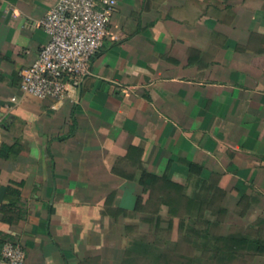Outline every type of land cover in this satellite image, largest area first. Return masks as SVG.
Here are the masks:
<instances>
[{
	"label": "crops",
	"instance_id": "crops-1",
	"mask_svg": "<svg viewBox=\"0 0 264 264\" xmlns=\"http://www.w3.org/2000/svg\"><path fill=\"white\" fill-rule=\"evenodd\" d=\"M56 2L0 0V250L142 264L200 189L264 219V0H115L57 108L19 87Z\"/></svg>",
	"mask_w": 264,
	"mask_h": 264
},
{
	"label": "built area",
	"instance_id": "built-area-1",
	"mask_svg": "<svg viewBox=\"0 0 264 264\" xmlns=\"http://www.w3.org/2000/svg\"><path fill=\"white\" fill-rule=\"evenodd\" d=\"M57 0L39 19L48 40L31 65L21 71L20 90L61 106L67 79L77 83L88 73L90 57L103 45L115 0ZM25 251L12 240L0 250V264H23Z\"/></svg>",
	"mask_w": 264,
	"mask_h": 264
},
{
	"label": "rangeland",
	"instance_id": "rangeland-1",
	"mask_svg": "<svg viewBox=\"0 0 264 264\" xmlns=\"http://www.w3.org/2000/svg\"><path fill=\"white\" fill-rule=\"evenodd\" d=\"M200 190L195 197L194 211L191 215L188 216L185 212L186 203L182 202L176 207V216L179 219L176 217L175 221L178 223V230L174 240L171 239L168 230L167 246L158 248L162 252L160 264H175L169 260L171 255L187 257L191 264H219L213 256V250L221 244L215 238L228 233L264 239L262 217L258 215L254 218L256 213L248 215L242 203L235 204L232 196L222 190L212 189L208 192L205 189ZM241 252L242 255L233 261L225 260L222 264H264V254L250 255L249 252ZM155 260L153 257L142 264H156Z\"/></svg>",
	"mask_w": 264,
	"mask_h": 264
},
{
	"label": "trees",
	"instance_id": "trees-1",
	"mask_svg": "<svg viewBox=\"0 0 264 264\" xmlns=\"http://www.w3.org/2000/svg\"><path fill=\"white\" fill-rule=\"evenodd\" d=\"M194 202L195 197L189 198L185 204L184 209L188 216L194 211ZM176 211V208H169L170 214H176ZM215 240L221 244L220 247L217 246L215 250H213V256L219 264L225 263V260L230 262L233 261L237 256L242 255L241 251L249 252L250 255L264 254V239L262 238H252L247 235L228 233L215 238ZM153 246L154 245H146L144 248L139 247V250H135L136 260H141L142 258L146 260V258L154 257L156 259V264H160L159 258L162 257V252L159 251L158 247ZM153 251H155V253ZM169 260L175 262V264H191L189 258L178 255L169 256Z\"/></svg>",
	"mask_w": 264,
	"mask_h": 264
}]
</instances>
